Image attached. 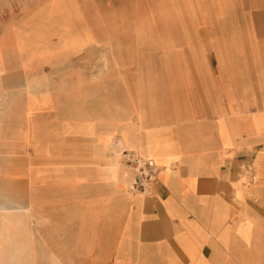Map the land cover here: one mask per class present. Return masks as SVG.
Wrapping results in <instances>:
<instances>
[{
    "label": "crops",
    "instance_id": "crops-1",
    "mask_svg": "<svg viewBox=\"0 0 264 264\" xmlns=\"http://www.w3.org/2000/svg\"><path fill=\"white\" fill-rule=\"evenodd\" d=\"M212 7L158 80L95 83L82 116V47L24 63L16 45L40 49L22 33L40 24L50 46L82 41V5L2 1L0 264H70L72 247L82 264H264V0ZM132 149L158 167L149 194L123 178Z\"/></svg>",
    "mask_w": 264,
    "mask_h": 264
},
{
    "label": "rangeland",
    "instance_id": "rangeland-1",
    "mask_svg": "<svg viewBox=\"0 0 264 264\" xmlns=\"http://www.w3.org/2000/svg\"><path fill=\"white\" fill-rule=\"evenodd\" d=\"M12 1L25 5L34 0ZM73 1L82 5V41L58 39L56 45L50 46L47 27L40 24L35 25V29L22 31L28 35L35 32L40 38L37 41L41 44L40 49H31L32 41L24 39L16 45L18 51L25 53L22 57L24 63H30L38 55L53 59L66 48L73 51L82 47V116L85 111L89 113L93 109V104L96 106V99L91 94L98 86L101 88V83L110 87V83H126L133 77L136 80L141 69L150 73L151 80H158L160 72H167L165 64L168 62L161 61V54L164 50L173 51L178 26L185 27L191 17L202 19L222 10L212 7L216 0ZM61 29L65 32L67 25H61ZM60 36L64 38L61 33ZM141 60L143 67L139 65ZM119 154L123 178L131 183L135 171L123 159L122 151ZM76 225L77 218L72 216L71 227ZM75 248H71L70 264H82V254L79 255Z\"/></svg>",
    "mask_w": 264,
    "mask_h": 264
},
{
    "label": "built area",
    "instance_id": "built-area-1",
    "mask_svg": "<svg viewBox=\"0 0 264 264\" xmlns=\"http://www.w3.org/2000/svg\"><path fill=\"white\" fill-rule=\"evenodd\" d=\"M123 159L134 171L131 188L149 194L156 181L157 165L153 159L142 156L136 149L123 150Z\"/></svg>",
    "mask_w": 264,
    "mask_h": 264
}]
</instances>
